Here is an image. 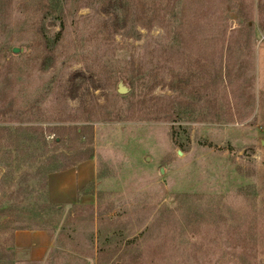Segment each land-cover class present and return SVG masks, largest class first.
Returning a JSON list of instances; mask_svg holds the SVG:
<instances>
[{
	"label": "rangeland",
	"instance_id": "1",
	"mask_svg": "<svg viewBox=\"0 0 264 264\" xmlns=\"http://www.w3.org/2000/svg\"><path fill=\"white\" fill-rule=\"evenodd\" d=\"M263 41L264 0H0V264H264ZM87 157L94 201L49 203Z\"/></svg>",
	"mask_w": 264,
	"mask_h": 264
},
{
	"label": "crops",
	"instance_id": "2",
	"mask_svg": "<svg viewBox=\"0 0 264 264\" xmlns=\"http://www.w3.org/2000/svg\"><path fill=\"white\" fill-rule=\"evenodd\" d=\"M256 75L259 90L264 91V41L257 46ZM94 158H86L46 177L48 202L63 209L94 201L96 181ZM13 259L17 263H40L49 259L55 248L54 233L43 228L18 229L12 237Z\"/></svg>",
	"mask_w": 264,
	"mask_h": 264
},
{
	"label": "water",
	"instance_id": "3",
	"mask_svg": "<svg viewBox=\"0 0 264 264\" xmlns=\"http://www.w3.org/2000/svg\"><path fill=\"white\" fill-rule=\"evenodd\" d=\"M13 51L14 52H18L19 51V48L14 47L13 48ZM127 90H128V88L124 84H122L121 82L118 83V85H117V92L118 93H125V92H127Z\"/></svg>",
	"mask_w": 264,
	"mask_h": 264
},
{
	"label": "trees",
	"instance_id": "4",
	"mask_svg": "<svg viewBox=\"0 0 264 264\" xmlns=\"http://www.w3.org/2000/svg\"><path fill=\"white\" fill-rule=\"evenodd\" d=\"M117 18H118V16L115 14L113 17H112V19L114 20V22L116 23V21H117ZM78 134V133H77ZM90 157V156H89ZM89 157H87V158H89ZM71 165H73V164H71ZM71 165H68V166H66V167H63L62 169H64V168H67V167H69V166H71Z\"/></svg>",
	"mask_w": 264,
	"mask_h": 264
}]
</instances>
